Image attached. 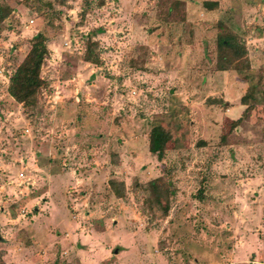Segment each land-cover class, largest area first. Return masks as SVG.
I'll return each mask as SVG.
<instances>
[{
    "label": "rangeland",
    "instance_id": "374dc122",
    "mask_svg": "<svg viewBox=\"0 0 264 264\" xmlns=\"http://www.w3.org/2000/svg\"><path fill=\"white\" fill-rule=\"evenodd\" d=\"M0 4V264H264V0ZM38 35L29 108L7 83Z\"/></svg>",
    "mask_w": 264,
    "mask_h": 264
},
{
    "label": "trees",
    "instance_id": "16d2710c",
    "mask_svg": "<svg viewBox=\"0 0 264 264\" xmlns=\"http://www.w3.org/2000/svg\"><path fill=\"white\" fill-rule=\"evenodd\" d=\"M60 3H63L64 0H58ZM47 5L52 6V2H46ZM11 11V8L7 5L0 4V24L3 23ZM30 44V48L27 53L24 55L23 59L19 62L13 72L10 74L8 83H7V92L8 94L18 103L25 105L29 108H34L37 102V93L41 88L47 86L45 78L41 74V69L45 57L48 54V47L46 44V38L37 36ZM88 40V39H87ZM86 40V41H87ZM86 50L84 54V59L97 63L98 54L94 50L96 43L88 40L85 42ZM217 47L222 48H232L233 51L237 48L233 36H224L220 37L217 40ZM252 89L249 92L245 93L242 97V101H245L246 97L250 94L252 95ZM245 103V102H243ZM247 109V108H246ZM244 109V111H246ZM243 111V112H244ZM237 120L232 122V125L238 123ZM172 135L160 121H154L151 125V128L148 132V150L157 156L158 159H162L168 143L171 141ZM222 140H225L224 136ZM146 189L149 192V202L151 205L157 204L158 206L163 205L164 213L168 209V192L166 187H161V185L156 180H151L148 182ZM1 257V255H0ZM1 264L3 262L1 261Z\"/></svg>",
    "mask_w": 264,
    "mask_h": 264
},
{
    "label": "built area",
    "instance_id": "2783aa9c",
    "mask_svg": "<svg viewBox=\"0 0 264 264\" xmlns=\"http://www.w3.org/2000/svg\"><path fill=\"white\" fill-rule=\"evenodd\" d=\"M25 178V176H24V173H22V172H20L19 174H18V180L19 181H21V180H23Z\"/></svg>",
    "mask_w": 264,
    "mask_h": 264
},
{
    "label": "crops",
    "instance_id": "0c3cea01",
    "mask_svg": "<svg viewBox=\"0 0 264 264\" xmlns=\"http://www.w3.org/2000/svg\"><path fill=\"white\" fill-rule=\"evenodd\" d=\"M90 244L92 245L93 243H92V240H90ZM111 248V247H110ZM114 252V251H113ZM111 257V256H110Z\"/></svg>",
    "mask_w": 264,
    "mask_h": 264
},
{
    "label": "water",
    "instance_id": "95a60500",
    "mask_svg": "<svg viewBox=\"0 0 264 264\" xmlns=\"http://www.w3.org/2000/svg\"><path fill=\"white\" fill-rule=\"evenodd\" d=\"M115 251H116V250H115ZM115 251H114V252H115Z\"/></svg>",
    "mask_w": 264,
    "mask_h": 264
}]
</instances>
